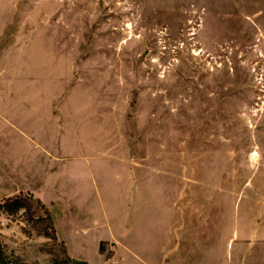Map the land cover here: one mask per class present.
I'll return each mask as SVG.
<instances>
[{"label": "rangeland", "instance_id": "rangeland-1", "mask_svg": "<svg viewBox=\"0 0 264 264\" xmlns=\"http://www.w3.org/2000/svg\"><path fill=\"white\" fill-rule=\"evenodd\" d=\"M0 264H264V0H0Z\"/></svg>", "mask_w": 264, "mask_h": 264}, {"label": "crops", "instance_id": "crops-1", "mask_svg": "<svg viewBox=\"0 0 264 264\" xmlns=\"http://www.w3.org/2000/svg\"><path fill=\"white\" fill-rule=\"evenodd\" d=\"M75 181L76 180H39V182L37 181L38 185H36L37 190H34L42 193L50 192L56 200L53 203H56L58 207L62 208L64 216L68 217L72 214L71 210H73L70 206L69 200L71 197L76 196V194L72 193V190L70 191L69 186L72 185V183H74ZM41 198L45 201L43 196ZM51 205L54 208L55 205ZM71 231L75 232V234L77 232H79L78 234L82 233L74 225L71 227Z\"/></svg>", "mask_w": 264, "mask_h": 264}, {"label": "trees", "instance_id": "trees-1", "mask_svg": "<svg viewBox=\"0 0 264 264\" xmlns=\"http://www.w3.org/2000/svg\"><path fill=\"white\" fill-rule=\"evenodd\" d=\"M39 203H40V201H39ZM17 207H22V205H18Z\"/></svg>", "mask_w": 264, "mask_h": 264}]
</instances>
